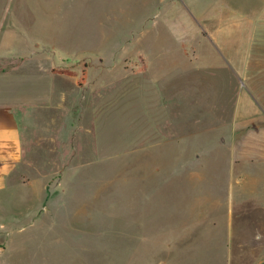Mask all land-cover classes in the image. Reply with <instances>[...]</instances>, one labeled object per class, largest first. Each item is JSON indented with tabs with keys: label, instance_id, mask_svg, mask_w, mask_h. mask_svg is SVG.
I'll return each instance as SVG.
<instances>
[{
	"label": "rangeland",
	"instance_id": "obj_1",
	"mask_svg": "<svg viewBox=\"0 0 264 264\" xmlns=\"http://www.w3.org/2000/svg\"><path fill=\"white\" fill-rule=\"evenodd\" d=\"M263 13L264 0H0V87L40 77L77 108L72 140L73 117L32 116L43 143H25L24 165L43 186L0 228V264H264L263 211L217 178L247 91L231 58L261 65L249 31Z\"/></svg>",
	"mask_w": 264,
	"mask_h": 264
},
{
	"label": "crops",
	"instance_id": "obj_2",
	"mask_svg": "<svg viewBox=\"0 0 264 264\" xmlns=\"http://www.w3.org/2000/svg\"><path fill=\"white\" fill-rule=\"evenodd\" d=\"M198 17L199 20H203V17ZM188 22L190 25V18ZM249 32L252 38L261 33V65L251 74L249 63L237 64L233 57L231 58L230 66H245L246 68L247 91L244 95L240 93L235 95V108L232 114L235 127L230 135L221 136V142L217 143L219 144L217 149L220 150L217 154V178L221 183L220 188L228 187L231 190L233 203L245 204L249 210H260L264 213V15L262 29H253ZM209 34L215 35L211 32ZM259 68L260 90L257 88L258 80L255 79L259 77ZM51 78L54 82L58 80L61 83L60 77L51 76ZM41 81L40 77L23 79L21 89L14 93H11L7 86L0 87V124L14 128L18 132L21 148L20 160L10 162L13 168L11 175L0 177L4 185L0 188V225H3L2 228L14 226L18 217L21 220L24 219L22 215L17 216V212L14 215L12 213L19 211L20 208L21 211L25 209L29 212L31 193L36 195L37 187L39 188L40 184L43 186L42 181L29 178L27 165H24L28 160L25 143H43L38 134H35L38 129L37 121L32 116H36V113H40L41 110H46L55 117L58 110L61 115L64 113L65 116L73 117V121L69 122V124L73 123L70 125L69 139L72 140V137L76 136L74 133L77 132V128L75 129L74 123H77V108L73 107L72 98H68V93L62 88L59 91L53 90V86L42 88L39 83ZM30 86L33 87L31 90ZM38 86L42 88L40 92L36 90ZM242 95L245 96L244 108L239 107L238 104V101L243 98ZM12 150H15V146ZM19 193L24 194L25 197L19 200ZM262 227L261 233L264 239V217Z\"/></svg>",
	"mask_w": 264,
	"mask_h": 264
},
{
	"label": "clouds",
	"instance_id": "obj_3",
	"mask_svg": "<svg viewBox=\"0 0 264 264\" xmlns=\"http://www.w3.org/2000/svg\"><path fill=\"white\" fill-rule=\"evenodd\" d=\"M13 146L15 150L13 151ZM21 158L19 134L14 128L0 124V177L11 175V161L18 162ZM3 182L0 180V188ZM3 225H0L2 228Z\"/></svg>",
	"mask_w": 264,
	"mask_h": 264
},
{
	"label": "water",
	"instance_id": "obj_4",
	"mask_svg": "<svg viewBox=\"0 0 264 264\" xmlns=\"http://www.w3.org/2000/svg\"><path fill=\"white\" fill-rule=\"evenodd\" d=\"M3 248L2 247H0V251L2 250Z\"/></svg>",
	"mask_w": 264,
	"mask_h": 264
}]
</instances>
